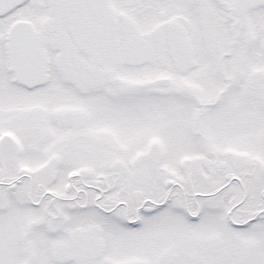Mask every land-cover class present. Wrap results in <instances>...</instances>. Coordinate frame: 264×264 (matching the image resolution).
Returning <instances> with one entry per match:
<instances>
[{"label": "snow or ice", "instance_id": "snow-or-ice-1", "mask_svg": "<svg viewBox=\"0 0 264 264\" xmlns=\"http://www.w3.org/2000/svg\"><path fill=\"white\" fill-rule=\"evenodd\" d=\"M0 264H264V0H0Z\"/></svg>", "mask_w": 264, "mask_h": 264}]
</instances>
